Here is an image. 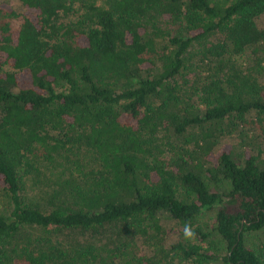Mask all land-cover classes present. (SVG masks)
<instances>
[{
	"label": "trees",
	"instance_id": "obj_1",
	"mask_svg": "<svg viewBox=\"0 0 264 264\" xmlns=\"http://www.w3.org/2000/svg\"><path fill=\"white\" fill-rule=\"evenodd\" d=\"M248 116L264 138V0H0V264H146L174 223L186 263L264 264Z\"/></svg>",
	"mask_w": 264,
	"mask_h": 264
},
{
	"label": "rangeland",
	"instance_id": "obj_2",
	"mask_svg": "<svg viewBox=\"0 0 264 264\" xmlns=\"http://www.w3.org/2000/svg\"><path fill=\"white\" fill-rule=\"evenodd\" d=\"M77 14H71L70 16L62 15V21H68L71 19H76ZM235 60L240 64L239 66H246L248 64V57L246 55L235 56ZM261 123L256 118V116H248L247 120L243 123L242 127L235 132V136L229 139V142L233 144L235 150L240 152L242 150H253L257 151L258 149L264 147V138L262 136ZM58 175L53 172H46L45 175L41 177L39 181V187L33 186V190L30 187L28 197L34 199L35 203L40 205L42 208L51 209L53 204H57L59 199H52L53 189L57 185ZM31 183V182H30ZM32 184V183H31ZM9 202L7 199H3L2 201V210H8ZM212 215V214H210ZM209 215V216H210ZM170 232L167 236L166 240L157 241L153 239V237L148 236V239H151V242L147 239L145 242V246L140 245L138 247V252L143 253V251L149 247L152 249L151 253V261H144L146 264H190L186 263L180 254L176 252L175 249L172 248V245L178 242V237L182 236L186 240L195 241V238L192 236L188 238L185 236L186 227L180 226L178 224H170ZM117 230H115V244L121 243L120 236L116 234ZM249 239L252 244L256 245L258 248L264 247V231L255 233L251 232L249 234ZM158 243V247L160 248L159 252H154V248L151 244L154 242ZM123 243V240H122ZM151 245V246H150ZM149 249L147 251H149ZM142 251V252H141ZM145 251V252H147ZM117 264H120L119 262ZM208 264V263H207ZM209 264H223L221 260L213 261Z\"/></svg>",
	"mask_w": 264,
	"mask_h": 264
},
{
	"label": "clouds",
	"instance_id": "obj_3",
	"mask_svg": "<svg viewBox=\"0 0 264 264\" xmlns=\"http://www.w3.org/2000/svg\"><path fill=\"white\" fill-rule=\"evenodd\" d=\"M193 235H194V233L191 231V229L186 227L185 236L188 238H191Z\"/></svg>",
	"mask_w": 264,
	"mask_h": 264
}]
</instances>
